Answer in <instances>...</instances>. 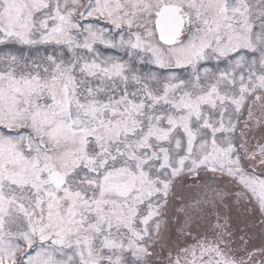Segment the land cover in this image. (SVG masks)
I'll return each instance as SVG.
<instances>
[{
    "label": "snow or ice",
    "instance_id": "1",
    "mask_svg": "<svg viewBox=\"0 0 264 264\" xmlns=\"http://www.w3.org/2000/svg\"><path fill=\"white\" fill-rule=\"evenodd\" d=\"M0 264H264V0H0Z\"/></svg>",
    "mask_w": 264,
    "mask_h": 264
},
{
    "label": "rangeland",
    "instance_id": "2",
    "mask_svg": "<svg viewBox=\"0 0 264 264\" xmlns=\"http://www.w3.org/2000/svg\"><path fill=\"white\" fill-rule=\"evenodd\" d=\"M254 242H255L257 245L260 243V241H259L258 239H256Z\"/></svg>",
    "mask_w": 264,
    "mask_h": 264
}]
</instances>
